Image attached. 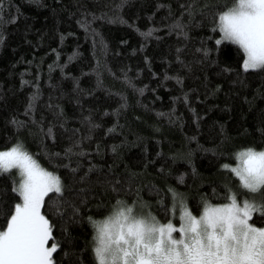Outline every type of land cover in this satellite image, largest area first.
<instances>
[{
	"label": "trees",
	"instance_id": "obj_1",
	"mask_svg": "<svg viewBox=\"0 0 264 264\" xmlns=\"http://www.w3.org/2000/svg\"><path fill=\"white\" fill-rule=\"evenodd\" d=\"M213 4L0 0V150L22 143L67 186L41 210L55 264H93L89 217L103 222L117 200L161 223L170 189L197 216L224 203L225 187L239 189L222 165L264 150V70L244 72L239 49L216 44ZM12 186L0 176V226L18 202Z\"/></svg>",
	"mask_w": 264,
	"mask_h": 264
},
{
	"label": "snow or ice",
	"instance_id": "obj_2",
	"mask_svg": "<svg viewBox=\"0 0 264 264\" xmlns=\"http://www.w3.org/2000/svg\"><path fill=\"white\" fill-rule=\"evenodd\" d=\"M212 6L222 9L214 16L213 31L221 34L216 44L236 46L243 54L244 72L264 70V0H231V6L228 0H214ZM184 27L177 23L174 30L182 35ZM151 36L146 33V38ZM234 159L235 166L222 168L238 178L239 190L225 187V202H204L199 216L188 209L182 194L170 189L167 223L145 211L141 203L129 205L119 200L102 223L89 217L93 264H264V227L250 223L254 215L264 217V150L242 149ZM5 175L12 178L11 191L18 202L0 226V264H55L53 254L60 245L41 210L50 194L62 200L67 186L59 175L43 168L22 143L0 150V176ZM62 207L56 208L61 216ZM77 213L74 208L73 214ZM172 218L179 220L178 226Z\"/></svg>",
	"mask_w": 264,
	"mask_h": 264
},
{
	"label": "bare ground",
	"instance_id": "obj_3",
	"mask_svg": "<svg viewBox=\"0 0 264 264\" xmlns=\"http://www.w3.org/2000/svg\"><path fill=\"white\" fill-rule=\"evenodd\" d=\"M19 137V136H18ZM20 139V138H19ZM18 142V141H17ZM31 149V148H30ZM29 152V151H28ZM36 154V153H35ZM38 160V159H37Z\"/></svg>",
	"mask_w": 264,
	"mask_h": 264
},
{
	"label": "rangeland",
	"instance_id": "obj_4",
	"mask_svg": "<svg viewBox=\"0 0 264 264\" xmlns=\"http://www.w3.org/2000/svg\"><path fill=\"white\" fill-rule=\"evenodd\" d=\"M102 223V222H101Z\"/></svg>",
	"mask_w": 264,
	"mask_h": 264
}]
</instances>
